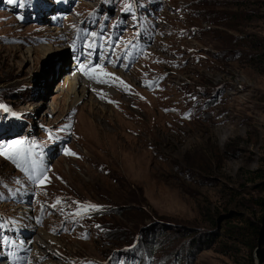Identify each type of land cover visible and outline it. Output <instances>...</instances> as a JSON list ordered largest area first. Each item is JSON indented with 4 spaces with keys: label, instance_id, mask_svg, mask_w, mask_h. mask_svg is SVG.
<instances>
[{
    "label": "rangeland",
    "instance_id": "obj_1",
    "mask_svg": "<svg viewBox=\"0 0 264 264\" xmlns=\"http://www.w3.org/2000/svg\"><path fill=\"white\" fill-rule=\"evenodd\" d=\"M72 2L56 27L58 0H0V212L48 215L32 264H264V0ZM90 12L124 42L144 20L147 48L75 91ZM23 153L45 180L26 182Z\"/></svg>",
    "mask_w": 264,
    "mask_h": 264
},
{
    "label": "bare ground",
    "instance_id": "obj_2",
    "mask_svg": "<svg viewBox=\"0 0 264 264\" xmlns=\"http://www.w3.org/2000/svg\"><path fill=\"white\" fill-rule=\"evenodd\" d=\"M116 75V74H115ZM121 75V74H120ZM87 76V75H86ZM86 76H84V79L86 78ZM122 76V75H121ZM96 78V77H95ZM111 78V77H110ZM70 79V82L71 83H73V85H74V90L76 91V89L77 88H81L82 90H83V92L84 91H93V92H95V90L98 88H96V89H94V87H92L91 85H89L88 84V82L87 83H85L84 82V80H82V77L80 76V75H78V74H76V73H73V77H71V78H69ZM97 79V78H96ZM93 80V79H92ZM68 81V80H67ZM112 85V84H111ZM98 90V89H97ZM99 90H102L104 93H107L108 92V90L107 89H99ZM119 90L120 91H122V88H120L119 87ZM129 92V91H128ZM98 95V97H100V99H102V100H105L106 102H111V99L109 98V97H104L102 94H97ZM114 99H117V101H120V99H118V98H114ZM94 116H96V117H99L100 116V113L99 112H97L96 114H95V112H94ZM116 159H117V157H116Z\"/></svg>",
    "mask_w": 264,
    "mask_h": 264
},
{
    "label": "snow or ice",
    "instance_id": "obj_3",
    "mask_svg": "<svg viewBox=\"0 0 264 264\" xmlns=\"http://www.w3.org/2000/svg\"><path fill=\"white\" fill-rule=\"evenodd\" d=\"M9 2L12 3L13 0H9ZM91 35H95V33H92ZM89 47H91V46L89 45ZM105 75H111V74H105ZM89 79H95L97 83H107L108 82L106 80L96 79L95 77H93L91 75L89 76ZM121 83H123V81H121ZM0 107H2V106H0ZM22 143H23L22 141H16L15 142V144L18 145V146L22 145ZM8 147H11V146H8ZM22 152H23V149L21 147H17L16 150H15L16 157H21ZM0 154L7 155V153H0ZM69 154L75 155V153H69ZM9 158L10 159H14L13 157H9ZM23 160L25 162L27 161V153H23ZM15 162H17V166L18 167H21V171L25 172V174H27V169L23 168L18 161H15ZM40 179H41V181H43V180L46 179V176H41ZM84 207L85 208H90V209H98V206H96V205H85Z\"/></svg>",
    "mask_w": 264,
    "mask_h": 264
}]
</instances>
